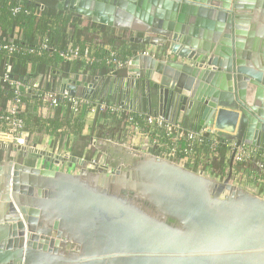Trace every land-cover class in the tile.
Here are the masks:
<instances>
[{
	"label": "water",
	"instance_id": "obj_1",
	"mask_svg": "<svg viewBox=\"0 0 264 264\" xmlns=\"http://www.w3.org/2000/svg\"><path fill=\"white\" fill-rule=\"evenodd\" d=\"M53 1L59 11L141 35L130 43L191 63L133 56L129 67L141 69L129 68L134 75L118 84V105L173 123L193 120L197 131L212 127L264 151V38L253 32L264 0ZM79 87L90 99L92 84L61 91L76 96ZM99 144L111 174L0 162V264H264V199L233 185L230 171L218 182Z\"/></svg>",
	"mask_w": 264,
	"mask_h": 264
},
{
	"label": "trees",
	"instance_id": "obj_2",
	"mask_svg": "<svg viewBox=\"0 0 264 264\" xmlns=\"http://www.w3.org/2000/svg\"><path fill=\"white\" fill-rule=\"evenodd\" d=\"M42 5L44 7L43 11L40 12L39 16L33 14V10L37 5ZM15 7H20V12L12 14V9ZM26 12V13H25ZM67 26L76 28L80 26L76 35L71 37V39H77L83 30H88L94 34L106 33V28L103 26L95 25L90 22H84L79 18L72 16L68 13H63L55 8V3L50 0H45L41 2H29L28 0H0V41H7L9 39H15L16 43H19L23 51L18 54H12L7 56L5 53H0V77L5 71L7 65L10 66L11 71L8 76L12 80L25 82L33 76L38 74H48L51 79H56V76H60L63 79L68 78V76L77 73L80 69L85 74L90 73V76H107L115 68L113 61H117L121 65H125L129 57H133L135 49L130 48L126 50L123 46L118 52H96L93 61L90 64H84L80 61L67 62L64 61L60 54L64 52L70 42L68 34L66 33ZM109 40L112 39L110 35H107ZM46 41L47 48L41 49L40 45L43 41ZM75 44V43H74ZM81 52L85 48H82L80 44H75ZM135 46V45H133ZM75 47V46H74ZM45 87V91H50L51 86ZM14 98V91L8 87L0 79V112L6 110L9 103ZM30 98L22 97V102L28 105ZM32 102L35 105L34 109L40 113L39 116H34L32 113H27V115H20L22 119L25 131L28 135L34 134L37 138H40L43 133L51 135L54 137H64L65 133L61 129L65 128L75 135L79 139L77 145L73 144L71 148V155L77 158L89 159L95 157L94 150L89 148L86 154L83 155V147H87V143L84 142L85 138L81 137L79 134L82 129V119L86 113V109H83L78 116H73L68 110L64 119H62L60 114V109L55 110V115L52 118L46 117V112L49 108V103L43 98L36 96L32 98ZM93 101V99H90ZM101 102L110 103L109 100H100ZM111 104V103H110ZM59 116V117H58ZM134 121L139 122L140 117H135L129 115ZM113 119V116L106 113H96L95 123H98L100 119ZM127 122V118L122 119ZM33 126V128H32ZM109 131V130H108ZM105 129L104 125L101 124L97 126L96 136H100L103 139H112L113 132L109 133ZM101 134H104L101 136ZM219 139L231 140L227 136L219 134ZM30 143V141H29ZM223 149L220 147L218 149L219 154L217 160L212 162L209 166L210 175L213 178H224L226 176V171L228 169L227 165L223 163ZM13 150V149H12ZM203 150L207 151L205 146ZM90 155V156H89ZM5 158L13 159V152L4 150L0 148V162Z\"/></svg>",
	"mask_w": 264,
	"mask_h": 264
},
{
	"label": "built area",
	"instance_id": "obj_3",
	"mask_svg": "<svg viewBox=\"0 0 264 264\" xmlns=\"http://www.w3.org/2000/svg\"><path fill=\"white\" fill-rule=\"evenodd\" d=\"M43 9L44 7L39 5L35 7L33 14L39 16ZM20 11V7H15L12 9V14ZM40 48H47L45 40L41 43ZM21 51H23L22 47H20L19 43H16L14 38L0 41V53L2 52L10 56L18 54ZM60 57L67 62L80 61L84 64H90L93 61L90 49L85 48L81 52L79 48L73 46H68L60 54ZM113 63L115 67L123 66L117 61H113ZM10 71L11 68L7 65L3 75L0 77L2 82L14 91V98L6 110L0 112V142L3 139L7 140L13 145V148L21 147L24 149V153L25 150L33 151L34 153L37 151L36 146L31 145L27 140L28 133L25 131V126L20 115L24 106L22 102L24 94H26L24 96L26 98H29V96H39L49 103V111L51 113H54L56 109H62L63 111L68 110L73 116H78L83 109H86L87 113L93 115H96L98 112H106L114 117L125 115L127 124L133 133L142 135H148L146 131L153 133L152 146L157 148L166 146L167 151L158 157L167 159L180 166L194 162L195 158L200 155L201 149L205 146L207 147L209 157H215L217 160L218 149L224 147L223 150L226 157H224L223 163L227 165V170L231 173V183L245 188L247 182L253 181L264 187V152L255 147L242 144L237 145L233 140L222 141L219 139L218 131L212 127L204 126L197 132H185L177 124H173L163 117L153 116L142 117L139 124V122L134 121L127 115V109L124 106L105 103L99 100L91 101L89 98L78 95L72 96L68 91H56L55 89L45 91V89L40 88L39 84L31 82V79L25 82L12 80L8 76ZM21 88L23 91L20 90ZM162 140L166 141V143L163 144ZM125 148L131 151L127 146ZM91 165L96 166L94 159H92ZM230 165L231 168L229 169ZM200 171L203 174H210L203 167H200L195 172L198 173Z\"/></svg>",
	"mask_w": 264,
	"mask_h": 264
},
{
	"label": "crops",
	"instance_id": "obj_4",
	"mask_svg": "<svg viewBox=\"0 0 264 264\" xmlns=\"http://www.w3.org/2000/svg\"><path fill=\"white\" fill-rule=\"evenodd\" d=\"M20 1V0H18ZM41 1H45V0H34L33 2H41ZM53 1V0H50ZM55 4L56 2L53 1ZM59 11V10H58ZM63 13H66L64 11H61ZM71 14V13H68ZM72 16H75L77 18H79L80 20L84 21V22H90L93 23L91 20L89 19H85L82 18L80 16H76L74 14H71ZM95 24V23H93ZM98 25V24H95ZM102 26V25H99ZM80 26H76V28H72L71 26H67V30L66 33L68 34V38L70 40V42L68 43V46H75L77 47L75 44L78 43L81 46H83L82 48H87L91 50L92 53V58L94 57L95 53L100 50L105 51V52H109L112 53L114 52H118L119 50L122 49V47L124 46V48L126 50H129L130 48L135 49L136 50V44L135 43H129L126 42L127 39L123 38L121 36V32L122 30H117L114 28H109L106 26H103L106 28V33H97L94 34L88 30H83L78 36V38L76 39H71V37L75 36L77 31L81 28H79ZM255 28V29H254ZM253 28V32L255 33L256 37L264 38V17L260 18V21L255 25V27ZM250 30V26L245 27V31L249 32ZM110 35L112 37L111 40H109L108 36ZM130 38V37H129ZM126 42V43H125ZM75 43V44H74ZM124 44V45H123ZM123 45V46H121ZM135 45V46H133ZM159 46H153V45H149V47H147L143 52L141 53H146L147 55L152 56L153 58L157 59V60H162V61H177L179 63H183V64H187V65H191V63L186 60V59H180L177 58L176 56H173L169 53L168 50H161L160 53ZM138 53H136L137 55ZM161 54V55H160ZM135 56V55H134ZM132 57L129 58L127 60V63L122 66V67H115L113 69H111L112 71L107 74V76L101 77V76H96L94 75L93 77L90 76V73L85 74L82 70H78L77 73L68 76V78L63 79L60 76H56V79H51V77H49L48 74L44 73V74H38L37 76H33L31 79V82H34L36 84H39L41 89H45L46 86H49L48 83H50L51 89H55L56 91H60L62 85H75V83L77 81L81 82V85H83L84 83H88V84H92L93 88H92V93H90V99H93V101H100V100H109V102L111 104H117L116 103V98L119 96V91L120 89L118 88V84L120 85L128 76H132L134 74L129 73L128 69L129 68H137V69H141V67L138 66H131L129 67V63L131 61ZM71 62H75V61H71ZM115 73V75H114ZM131 78V77H130ZM129 78H127L128 80ZM71 81V82H70ZM82 87H79L77 89V93L78 96H80V90ZM127 91H134V89H132L131 87L127 89ZM139 92V91H138ZM124 96H128V94H124ZM24 96H26V94H24ZM29 98L31 99L28 103V105H25L22 108V115H27V113H32V115L34 116H39L40 113L36 110V108L34 109L35 105L33 104V100L32 98H35V96H29ZM127 115H132L135 117H145V115H143L141 113L140 110L133 108V109H129L127 108ZM60 114L59 116L64 119V117H66V110H62L60 109ZM55 113V112H54ZM54 113H51L49 111V108L46 112V117L48 118H52L54 117ZM182 115V114H181ZM196 115V113H195ZM58 116V117H59ZM125 115L122 117H114L113 119L107 118V119H100V121L98 123H95V115L90 114V113H85L83 119H82V129L80 132V136L85 138V141L87 143V147H83V155L86 154L87 150L89 148H95V146H93L92 144V140L94 139V137H96V130H97V126L103 124L104 127L106 128H115V131H120L124 134H126L128 136V143L129 145L127 146L130 149H137L140 153H151L152 155L155 156H161L164 152L167 151V148L164 147H155L152 146V140H153V133H149L146 130V133H148V135H142V134H135L133 133V131L131 130L130 126L127 124L126 121L122 120L124 119ZM169 122L173 123L172 120L168 119ZM182 120L179 119V121L177 123H173V124H177L183 131L185 132H197L196 130V125L197 122L193 121V120H189L188 122H186V124H182ZM195 125V126H194ZM33 128V126H32ZM61 131H63L65 133L64 137H54L51 135H47L45 133L42 134V136L40 138H37L36 136H34V134L32 135H28V142L30 141V144L33 146H36L37 151H42L45 154H49V153H53L54 155H60L61 153L63 155L70 156L72 159L75 158L71 155V148L73 146V144L77 145V141H79L78 138L75 137V135L73 133H71V131L63 128L61 129ZM218 134L223 135V136H227L231 139V137L223 132L218 131ZM115 137H117V135L115 134ZM4 140V139H3ZM232 140V139H231ZM5 142H8L7 140H4ZM108 141H111L110 139H108ZM163 144L166 143V141L162 140ZM10 144V143H9ZM96 149V148H95ZM147 149V150H146ZM14 150V149H13ZM23 153V157L25 158V161L27 160L26 163H24V165L29 166L31 168H41V166L44 164L41 159L42 156H39L38 153L36 154H27L24 155V152L21 151ZM224 152V150H223ZM262 152H264L262 150ZM67 154V155H66ZM200 155L198 157L195 158L194 162L191 163H187V165H185L186 169H189L191 171H198V169H200V167H203V169H205L206 172H210L209 170V165L214 162L216 160L215 157H209V154L207 151L201 149ZM218 156V155H217ZM226 157V154H223V158ZM78 159V158H75ZM223 161V160H222ZM249 181V180H248ZM246 190H248L249 192L255 194V195H263L264 193V187L260 186L258 184H256L255 182H247V186H245Z\"/></svg>",
	"mask_w": 264,
	"mask_h": 264
},
{
	"label": "rangeland",
	"instance_id": "obj_5",
	"mask_svg": "<svg viewBox=\"0 0 264 264\" xmlns=\"http://www.w3.org/2000/svg\"><path fill=\"white\" fill-rule=\"evenodd\" d=\"M121 32V36L125 39H127L126 42H128L129 40V37H134V36H138V37H141L140 34H135V33H129V32H125V31H120ZM125 42V43H126ZM130 43V42H129ZM136 44V43H135ZM154 46V45H153ZM136 52L135 53H138V54H141V52H143L147 47H149V45H141V44H136ZM159 49L161 50H166L162 47H159ZM161 50H160V53H161ZM136 55V54H135ZM161 55V54H160ZM130 58V57H129ZM127 63V62H126ZM100 126V125H98ZM107 131L109 133L113 132L114 134L117 135V137H115V135H113V138L110 139L111 143L113 144H116V145H123V146H128L129 143H128V136L120 131H115V128H106ZM112 134V133H111ZM104 134H101V136H103ZM100 140H107L108 139H103L102 137L100 136H96L94 137V139L92 140V144L93 146H95V148H91L92 150H94V155L95 157L92 158V156L87 160L85 158H78V161L76 160H73L70 156H65L63 155L62 153L60 155H54L53 153H49V154H42V159L41 161L44 163L41 168L39 169H46V170H51V171H59V172H62V173H68V174H72V175H78L79 172L81 171V169H87V170H93V171H103L105 173H108V174H111L112 172H114V168L112 166H108L107 165V156H106V152H105V148L103 146H101L99 144V141ZM1 145H4L6 147V149L4 150H7V151H12L13 152V155H14V158L13 159H8V158H5L2 162L4 161H12V162H15L17 164H21V165H24V163L27 162V160L25 161V158L23 157V153L21 151H14L12 150L13 149V145L12 144H9V142H5L4 140H1L0 142ZM25 150V154L24 155H27L28 153H34L33 151H27ZM132 151V149H131ZM136 156H139V155H142L137 149H133V151ZM146 155H149V156H155V155H152L151 153H146ZM90 156V155H89ZM77 158V157H75ZM92 159L95 160V165L96 166H93L91 165V161ZM58 162V163H56ZM26 166V165H24ZM29 167V166H27ZM184 168H186L185 166H183ZM38 169V168H37ZM227 173H228V170L226 171V176H227ZM207 175L209 178L211 179H214V180H217L218 182H221L222 180L225 179L226 176H224V178H220V179H217V178H213L210 174H205ZM255 195V194H254ZM262 199H264V193L263 195H256Z\"/></svg>",
	"mask_w": 264,
	"mask_h": 264
},
{
	"label": "bare ground",
	"instance_id": "obj_6",
	"mask_svg": "<svg viewBox=\"0 0 264 264\" xmlns=\"http://www.w3.org/2000/svg\"><path fill=\"white\" fill-rule=\"evenodd\" d=\"M126 153H128V152L125 151L124 154H126ZM109 162L112 163V164H115L116 160H115V158L112 156V157H110ZM121 168H122V167H121Z\"/></svg>",
	"mask_w": 264,
	"mask_h": 264
}]
</instances>
